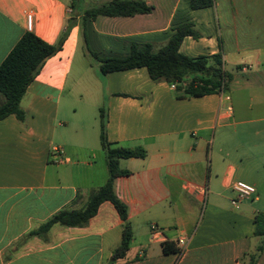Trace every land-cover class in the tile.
<instances>
[{"label":"crops","instance_id":"crops-1","mask_svg":"<svg viewBox=\"0 0 264 264\" xmlns=\"http://www.w3.org/2000/svg\"><path fill=\"white\" fill-rule=\"evenodd\" d=\"M110 1L80 7L75 0H0V64L27 31L52 45L67 34L21 99L25 120H0V264H250L251 257L264 264V235L255 234L254 221L264 214V11L240 16L236 6L252 0H227L234 11L224 14L222 26L220 0L196 9L190 0H142L151 6L147 13L86 17L83 26L87 10ZM185 22L198 38L185 36L179 51L221 53L232 74L227 93L179 97L169 83L152 81L145 67L101 75L85 53L83 28L100 58L125 57L132 42L158 49ZM223 29L263 43L242 61L224 48ZM77 102L84 115H76ZM101 109L112 146L146 150L144 158L119 159L128 173L113 180L132 231L128 250L115 260L125 221L110 201L84 224L55 223L34 233L61 210L85 208L107 182ZM54 146L64 150L62 160ZM123 162L129 167L121 168ZM237 180L255 192L232 205ZM183 237L181 257L163 252L164 242L179 249Z\"/></svg>","mask_w":264,"mask_h":264},{"label":"trees","instance_id":"trees-1","mask_svg":"<svg viewBox=\"0 0 264 264\" xmlns=\"http://www.w3.org/2000/svg\"><path fill=\"white\" fill-rule=\"evenodd\" d=\"M214 0H190L193 9L213 5ZM151 10L142 0H111L98 7L85 12V17L103 16H132L138 13H147ZM86 45V54L97 61L98 72L105 75L109 72L127 70L139 67L147 69L150 79L154 82H167L175 84L179 97L203 96L212 93H227L232 74L223 68L221 53L211 56L199 55L191 57L179 51L183 38L191 35L198 38L191 22H185L175 27L174 33L167 42L158 49L152 42H132L130 51L125 57L100 58L87 46L85 29L82 30ZM65 33L58 45H52L38 37L31 31L23 34L20 40L0 64V120L8 115L23 122L26 112L21 108L20 102L28 85L35 78L44 60L53 55L61 46ZM100 143L105 150L109 177L107 182L89 196L87 205L82 210H61L49 218L34 233H42L51 225L59 223L65 226L84 224L93 217L99 205L110 201L117 210L120 218L125 221L122 238L119 246L114 250L113 259L121 258L128 250L132 231L127 220V205L116 195L113 190L115 177L127 174L126 170L119 168V159L138 157L144 158L146 150L142 146L121 147L112 146L106 137L105 110L99 112ZM255 234L264 235V214L255 216ZM262 246H259V250ZM162 250L165 254L176 253L178 249L174 243L164 242ZM250 264H255L251 257Z\"/></svg>","mask_w":264,"mask_h":264},{"label":"rangeland","instance_id":"rangeland-1","mask_svg":"<svg viewBox=\"0 0 264 264\" xmlns=\"http://www.w3.org/2000/svg\"><path fill=\"white\" fill-rule=\"evenodd\" d=\"M82 1V0H81ZM80 0H75V4L80 5V7H83L85 5L87 6H91L93 7L96 3V1H101V0H84L81 2ZM221 4L219 5V14L221 15V25H224V14H226V12H228L227 18L231 17L232 12L234 11V6H232L227 0H220ZM258 1L261 0H252L250 2L249 5L245 6V5H237L236 8L239 12L240 16H245L247 14H252V13H256L259 11V9H262V11H264V5L263 6H259L257 4ZM264 1V0H262ZM246 23L245 21H243L241 24ZM240 35H241V31H237ZM242 32H249V33H253V30H249V31H242ZM235 32L233 30H224L223 29V42H224V48L226 49V51H228L229 53H231L234 57L237 55L239 57H242V61H248L249 57L251 55H255V51L258 50V48L262 45V40L259 37H255V36H239V37H235ZM245 59V60H244ZM247 59V60H246ZM252 69H255V66H252ZM239 78L244 79L246 77H249L250 74L248 73H240L237 75ZM234 100L236 98H238V93L237 92H233L232 93ZM237 96V97H236ZM83 103L77 102L75 103V107H76V115H84V112L82 111V106ZM85 108V107H83ZM205 160H207L205 158ZM121 168H126L129 167V164L127 162H123L121 165Z\"/></svg>","mask_w":264,"mask_h":264},{"label":"built area","instance_id":"built-area-1","mask_svg":"<svg viewBox=\"0 0 264 264\" xmlns=\"http://www.w3.org/2000/svg\"><path fill=\"white\" fill-rule=\"evenodd\" d=\"M32 22V14H27V23L29 26H31ZM171 88L175 87V84H170ZM52 154L56 155L58 157V160H62L64 158V150L59 146H54L51 149ZM232 189L235 192V197L231 199L232 205H237L240 200L249 198L254 192L255 187L252 184H249L242 180H237L233 183ZM155 225H153L151 228L155 229ZM186 238H180L177 240V243L179 245V249L177 251V256L181 257L183 254V250L185 248L186 244Z\"/></svg>","mask_w":264,"mask_h":264}]
</instances>
